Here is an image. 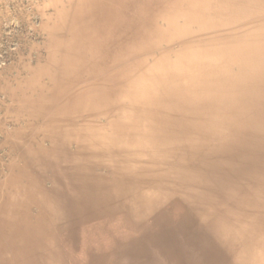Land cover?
<instances>
[{
  "label": "bare ground",
  "instance_id": "1",
  "mask_svg": "<svg viewBox=\"0 0 264 264\" xmlns=\"http://www.w3.org/2000/svg\"><path fill=\"white\" fill-rule=\"evenodd\" d=\"M0 27V264H264V0H0Z\"/></svg>",
  "mask_w": 264,
  "mask_h": 264
},
{
  "label": "rangeland",
  "instance_id": "2",
  "mask_svg": "<svg viewBox=\"0 0 264 264\" xmlns=\"http://www.w3.org/2000/svg\"><path fill=\"white\" fill-rule=\"evenodd\" d=\"M4 27L6 28V26H4ZM4 27H3V28L0 27V29L4 30ZM2 41H3V40H1L0 43H1ZM1 44H2V43H1ZM2 45H3V44H2ZM2 45H1V47H0V51H1V49H2ZM0 60H1V59H0Z\"/></svg>",
  "mask_w": 264,
  "mask_h": 264
}]
</instances>
